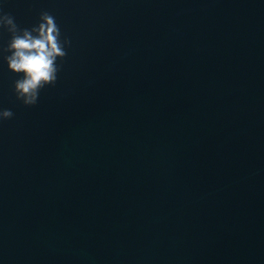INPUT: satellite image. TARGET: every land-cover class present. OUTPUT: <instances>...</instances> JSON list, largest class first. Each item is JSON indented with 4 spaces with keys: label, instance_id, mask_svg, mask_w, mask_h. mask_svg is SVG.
<instances>
[{
    "label": "water",
    "instance_id": "water-1",
    "mask_svg": "<svg viewBox=\"0 0 264 264\" xmlns=\"http://www.w3.org/2000/svg\"><path fill=\"white\" fill-rule=\"evenodd\" d=\"M45 11L35 106L0 29V264H264V0H0Z\"/></svg>",
    "mask_w": 264,
    "mask_h": 264
},
{
    "label": "clouds",
    "instance_id": "clouds-1",
    "mask_svg": "<svg viewBox=\"0 0 264 264\" xmlns=\"http://www.w3.org/2000/svg\"><path fill=\"white\" fill-rule=\"evenodd\" d=\"M0 29H6L11 35L4 57L8 68L15 74H23L14 81L13 90L16 99L26 107L38 103L40 91L46 86H55L57 74L67 56L66 48L71 40L61 38V31L55 17L42 12L40 22L32 28L21 29L10 14L0 13ZM11 109H0V121L12 119Z\"/></svg>",
    "mask_w": 264,
    "mask_h": 264
}]
</instances>
